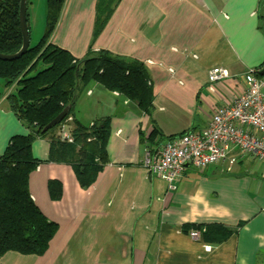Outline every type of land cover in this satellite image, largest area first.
I'll list each match as a JSON object with an SVG mask.
<instances>
[{
	"label": "crops",
	"instance_id": "crops-1",
	"mask_svg": "<svg viewBox=\"0 0 264 264\" xmlns=\"http://www.w3.org/2000/svg\"><path fill=\"white\" fill-rule=\"evenodd\" d=\"M97 4L65 0L51 42L77 59L91 49L143 63L152 110L141 111L96 81L78 90L69 124L109 118L108 162L85 188L70 164L48 161L50 142L36 139L32 152L43 162L30 175V194L59 230L45 255L9 251L0 264H264V167L258 177L241 175L245 161L253 166L249 156L230 171L189 165L172 189L144 165L146 152L155 153L167 138L204 128L214 110L243 89L244 74L263 67L264 0H114L95 35ZM216 66L232 78L210 91L208 71ZM15 88L0 94V155L13 136L28 133L7 109ZM154 129L161 143L142 142ZM54 179L64 187L58 200L49 192ZM210 223L236 231L210 243L200 230L199 239L183 230Z\"/></svg>",
	"mask_w": 264,
	"mask_h": 264
},
{
	"label": "trees",
	"instance_id": "trees-1",
	"mask_svg": "<svg viewBox=\"0 0 264 264\" xmlns=\"http://www.w3.org/2000/svg\"><path fill=\"white\" fill-rule=\"evenodd\" d=\"M113 1L98 0L95 35L103 27ZM20 2L0 0V53H16L22 47ZM64 2L46 0L45 32L39 42L30 44L16 59H0V77L5 79L7 88L16 86L7 94V109L28 129L26 135L13 136L0 155V257L9 251L45 255L59 230V224L42 212L30 194V175L43 162L32 152L36 139H47L50 142L48 161L70 164L85 188L97 181L108 162L109 118L90 125L75 121L73 127L66 122L74 114L80 88L96 81L109 90L119 91L141 111L149 114L152 110L154 93L148 83L149 71L143 63L120 58L107 50L92 52L91 49L83 59H77L67 49L51 42ZM27 15L30 30L28 9ZM261 66L264 67V62ZM64 112L65 117L48 127ZM64 124L69 126L74 138L72 143L62 140ZM161 138L158 129H154L142 142L159 145ZM63 190L61 180H50L52 199H60ZM194 229L200 230L202 239L210 243H221L236 231L219 223L183 226L185 232Z\"/></svg>",
	"mask_w": 264,
	"mask_h": 264
},
{
	"label": "built area",
	"instance_id": "built-area-1",
	"mask_svg": "<svg viewBox=\"0 0 264 264\" xmlns=\"http://www.w3.org/2000/svg\"><path fill=\"white\" fill-rule=\"evenodd\" d=\"M261 70L262 67L251 68L244 74L243 89L231 102L217 107L204 128L167 138L155 153L147 151L145 167L173 189L174 181L182 177L189 165L199 170L219 165L230 171L246 156H253L264 164V76ZM231 78L228 68L212 67L208 71V87L214 91L218 82ZM148 83L152 84L150 80ZM71 121L72 117L66 120ZM61 133L62 140L74 142L67 124L62 126ZM190 235L199 239L201 232L192 230ZM206 247L211 249V246Z\"/></svg>",
	"mask_w": 264,
	"mask_h": 264
},
{
	"label": "rangeland",
	"instance_id": "rangeland-1",
	"mask_svg": "<svg viewBox=\"0 0 264 264\" xmlns=\"http://www.w3.org/2000/svg\"><path fill=\"white\" fill-rule=\"evenodd\" d=\"M30 7V13H29V25H30V44L35 45L39 42L41 37L43 36L45 32V26H46V13H47V3L46 0H29ZM32 22V27H31ZM5 79L0 77V94L5 93L7 90L12 88H7L5 85ZM15 90V89H14ZM255 157L249 156L248 162L249 164H253V166H247L245 165V162L239 171L241 175L245 176H251V177H258L257 174H259V169L264 167V164L258 161ZM259 167V168H258ZM258 168V169H257ZM238 172V171H237ZM226 174L229 175H237V173L234 172H228ZM239 175V174H238Z\"/></svg>",
	"mask_w": 264,
	"mask_h": 264
},
{
	"label": "water",
	"instance_id": "water-1",
	"mask_svg": "<svg viewBox=\"0 0 264 264\" xmlns=\"http://www.w3.org/2000/svg\"><path fill=\"white\" fill-rule=\"evenodd\" d=\"M27 2L28 0H21L20 2V26H21V31H22V36H23V43L21 49L16 52V53H0V59L3 60H13L25 53V51L29 48L30 46V30L28 26V15H27ZM261 75L264 76V67H262L261 70ZM66 113H62L60 116H58L56 119H54L48 127H51L55 124H57L63 117H65Z\"/></svg>",
	"mask_w": 264,
	"mask_h": 264
}]
</instances>
